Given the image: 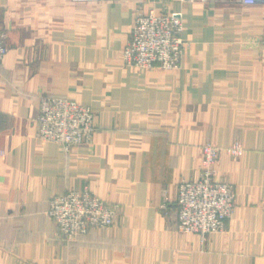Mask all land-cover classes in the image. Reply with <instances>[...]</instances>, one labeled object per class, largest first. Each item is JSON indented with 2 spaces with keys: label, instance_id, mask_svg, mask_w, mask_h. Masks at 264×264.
<instances>
[{
  "label": "crops",
  "instance_id": "0c3cea01",
  "mask_svg": "<svg viewBox=\"0 0 264 264\" xmlns=\"http://www.w3.org/2000/svg\"><path fill=\"white\" fill-rule=\"evenodd\" d=\"M180 13L171 69L127 65L138 11ZM0 264H264V4L239 0H0ZM95 113L90 143L36 137L40 96ZM238 140L245 153L224 149ZM235 207L203 242L177 228L183 180L202 145ZM88 187L117 203L108 226L67 241L48 216L54 194Z\"/></svg>",
  "mask_w": 264,
  "mask_h": 264
},
{
  "label": "built area",
  "instance_id": "2783aa9c",
  "mask_svg": "<svg viewBox=\"0 0 264 264\" xmlns=\"http://www.w3.org/2000/svg\"><path fill=\"white\" fill-rule=\"evenodd\" d=\"M239 1L245 5L264 4V0ZM183 29L180 13L153 8L147 12L138 11L130 38L122 49L124 62L140 69L176 67L184 48ZM5 37V32L0 29V63L8 50ZM35 122L39 140L58 143L64 150L90 143L96 129L95 113L89 106L59 95L40 96ZM201 150L200 177L179 183L176 205L178 230L196 234L203 242L209 235L224 230L226 219L234 211L235 191L229 182L213 176V165L219 157L220 147L205 142ZM224 150L237 158L245 153L238 140H233ZM118 213L117 203L100 198L88 187L70 188L62 194H54L47 211L67 241L83 236L91 228L111 225Z\"/></svg>",
  "mask_w": 264,
  "mask_h": 264
},
{
  "label": "rangeland",
  "instance_id": "374dc122",
  "mask_svg": "<svg viewBox=\"0 0 264 264\" xmlns=\"http://www.w3.org/2000/svg\"><path fill=\"white\" fill-rule=\"evenodd\" d=\"M231 184V183H230ZM232 185V184H231ZM233 187V186H232Z\"/></svg>",
  "mask_w": 264,
  "mask_h": 264
}]
</instances>
